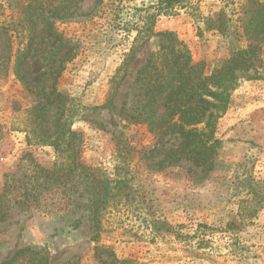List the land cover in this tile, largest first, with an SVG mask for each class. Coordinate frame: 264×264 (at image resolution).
<instances>
[{
    "label": "rangeland",
    "instance_id": "rangeland-1",
    "mask_svg": "<svg viewBox=\"0 0 264 264\" xmlns=\"http://www.w3.org/2000/svg\"><path fill=\"white\" fill-rule=\"evenodd\" d=\"M157 1L0 0V261L31 246L47 253L48 264H264V200L239 214L252 189L264 195V43L254 64L236 72L215 125L214 169L203 178L190 163L157 169L155 160L141 157L153 135L127 120L139 93L137 70L162 43L152 36L128 56L135 28L148 26L146 10ZM190 1L196 9L160 13L153 29L174 32L209 75L233 48L246 46L245 0ZM24 31L34 37L24 60L30 89L12 72ZM126 60L113 106L105 108L111 79ZM60 62L56 89L71 128L81 133V161L113 173L116 146L131 155L121 163L126 197L106 210L96 240L83 185L67 197L35 180L36 166H49L54 149L27 144L23 132L24 111L46 96ZM60 105L50 106V119ZM30 185L39 193L26 202ZM156 218L163 221L157 233Z\"/></svg>",
    "mask_w": 264,
    "mask_h": 264
},
{
    "label": "trees",
    "instance_id": "trees-1",
    "mask_svg": "<svg viewBox=\"0 0 264 264\" xmlns=\"http://www.w3.org/2000/svg\"><path fill=\"white\" fill-rule=\"evenodd\" d=\"M96 1L101 3L103 0ZM188 6L196 9L190 0H158L146 10V17L150 19L148 26L139 23L135 28L137 32L128 56L131 57L152 36H161L162 43L150 52L137 70L135 80L139 93L127 114V120L129 123L145 124L153 135L152 146L141 153L146 161L155 160L157 169L160 166L163 168L190 163L195 168H200L203 178L215 167L220 148V140L215 136V125L227 109L236 72L247 70L254 64L264 43V1L245 0L240 20L246 46L233 48L229 56L220 61L209 75L205 73L202 62L192 59L187 45L174 32L153 29L155 17L160 13L172 14L177 9ZM25 32L20 34L21 43L15 51L12 72L24 88L30 89L33 84L29 80V68L24 65V60L31 52L34 37L31 33L24 34ZM61 63L54 71L46 96L24 111L26 116L23 132L27 144L49 145L54 149L55 158L49 166H36L38 175L35 180L42 178L47 183V188H58L67 197L83 185V191L87 192L93 227L95 226L93 240H96V230L100 228L102 218L108 212L106 210L126 197L124 189L129 178L120 174L123 168L121 163L122 160L127 163L125 159L131 160V155L129 152L122 155L116 146L119 162L113 173L81 161V133L71 128L72 115L68 113L65 101L60 100L61 94L56 89L57 77L63 69ZM128 63L126 60L112 77L103 107L112 108L115 89L125 76L124 68ZM55 102H61V105L57 109L59 111H55V117L50 119L48 110ZM49 120H52L51 126L48 125ZM38 193L39 191L34 192V185H30L25 189L24 200L28 202L29 198L35 199ZM251 194L252 197L241 201L243 205L240 215L249 213L247 205L252 201L258 203L264 200V195L254 189ZM152 222L157 233L158 226L163 225V221L156 218ZM22 262L48 264V255L43 250L24 246L9 258L0 261V264Z\"/></svg>",
    "mask_w": 264,
    "mask_h": 264
}]
</instances>
